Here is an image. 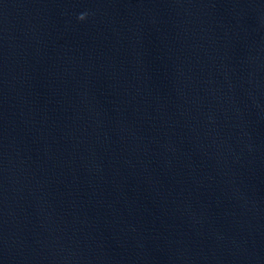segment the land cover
Masks as SVG:
<instances>
[{"label": "water", "instance_id": "obj_1", "mask_svg": "<svg viewBox=\"0 0 264 264\" xmlns=\"http://www.w3.org/2000/svg\"><path fill=\"white\" fill-rule=\"evenodd\" d=\"M0 264H264V0H0Z\"/></svg>", "mask_w": 264, "mask_h": 264}, {"label": "clouds", "instance_id": "obj_2", "mask_svg": "<svg viewBox=\"0 0 264 264\" xmlns=\"http://www.w3.org/2000/svg\"><path fill=\"white\" fill-rule=\"evenodd\" d=\"M85 16H86V14H82V15L79 17V19L83 20V19H85Z\"/></svg>", "mask_w": 264, "mask_h": 264}]
</instances>
